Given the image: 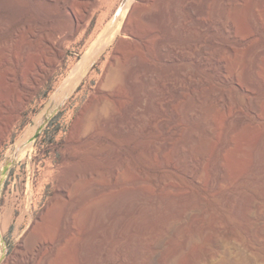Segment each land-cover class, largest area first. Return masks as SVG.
Returning a JSON list of instances; mask_svg holds the SVG:
<instances>
[{
	"label": "rangeland",
	"instance_id": "obj_1",
	"mask_svg": "<svg viewBox=\"0 0 264 264\" xmlns=\"http://www.w3.org/2000/svg\"><path fill=\"white\" fill-rule=\"evenodd\" d=\"M128 1L97 0L79 31L57 35L63 57L35 85L0 143V264H22L31 230L47 235L41 218L53 213L54 221L65 205L63 188L69 185L77 198L95 186L94 202L88 200L95 205L116 176H135L129 209L102 218L82 254L65 260L64 243L45 251L40 264H264V153L258 147L264 143V0H227L228 6L225 0H135L140 13L133 26L145 27L143 12L166 7L159 16L169 25L159 33L186 59L150 65L148 103L136 125L107 132L98 125L99 111L89 119L90 107L123 34L87 66L80 63L97 39L118 29ZM26 4L0 0V57L13 60L20 51L24 31L15 35L30 17ZM51 10L62 15L64 7ZM240 116L244 124L237 123ZM225 141L223 180L215 182L214 154Z\"/></svg>",
	"mask_w": 264,
	"mask_h": 264
},
{
	"label": "bare ground",
	"instance_id": "obj_2",
	"mask_svg": "<svg viewBox=\"0 0 264 264\" xmlns=\"http://www.w3.org/2000/svg\"><path fill=\"white\" fill-rule=\"evenodd\" d=\"M24 1L29 5L30 17L26 24L23 25L22 28L20 27L15 35V39H19L20 31H24L22 32L23 38L20 42V51L14 53L13 60H10V58L4 56L6 55L4 53L1 55V57H3H0V68H4L3 71H5V76L3 75L2 77L5 80V86L3 87L2 93L0 94V143L3 140L5 134L9 131L10 125L14 123L18 117V114L30 99L35 85L48 76L51 72H53L63 57L65 50L62 44L57 41V35L65 33L72 35L73 33L79 31L84 19L88 16L90 10L96 5L97 2V0H78L77 2H80L81 4L79 3L80 7H77L78 5L77 3L75 4V0ZM226 1L227 0H225V2ZM229 3L227 1L225 4L228 6ZM59 4H62L64 7L62 15H58L51 10V8H54ZM185 6L189 8L191 4L186 3ZM137 7L138 5L135 0H129L123 11L121 18L122 21L120 22L118 29L111 35V37H108L106 40L103 38L102 40L97 39V41L94 43L92 53L85 57L80 63L82 67L87 66L94 56L98 55L104 49L112 45L115 41V38L119 34H123V38L119 41L117 47L115 48L114 56L111 61V74L109 77L103 78L99 84V95L96 97L95 102H93L95 103L94 108L90 107V118L88 117L89 113H87V116H85L89 119H92V115L99 111L100 118L98 125L104 128L103 131L108 130L107 132H109L110 130H113L115 132V130H119L124 132L129 128V126L136 125L140 109L144 107L146 103H148L147 90L150 88L152 76H154L150 65L157 63L166 64L171 61L186 59V57L181 55L179 51L174 50V48H170L159 33L160 29L165 28L167 25V22H161L160 20V18L163 16H159L162 11H165L163 10V7L165 6H159L160 9H162V11L160 10V13L158 10H156V13H147L146 11L141 14V18L145 22V27L142 26L143 24L141 25L142 27L132 25L133 16L136 15V13H140L139 10L137 12ZM162 15H164V13ZM191 16L194 19H197L198 13L196 11H192ZM167 17L171 19V16ZM174 17H176V15ZM57 19L58 22H56ZM54 22L60 23V26L55 28L56 30L54 32L49 33L48 27ZM67 22H69V28L65 27ZM213 28L214 27L212 26V30ZM66 38L68 37L66 36ZM199 41L201 44V40ZM196 49L195 52H200L201 56L203 51L201 52ZM200 49L204 50L205 48L200 47ZM196 55L199 56V53H196ZM222 65L219 66L220 72L218 75L224 74L225 67ZM11 66H13V69ZM80 69L81 68L79 67V70L76 74L80 72ZM79 74H81V72ZM11 82H17L18 84L15 86ZM83 120L86 119H82V121ZM229 120L230 118H228V121ZM244 120L245 119L242 117L238 118L236 121L238 124H241L244 122ZM88 125L90 126V124ZM88 125L87 127H89ZM229 128H226L227 131L225 132L227 134L229 132ZM86 130L88 131L87 128ZM87 133L83 138H87ZM93 135H95V133ZM98 135L99 134L96 133V136ZM90 136H92V134ZM98 137L101 136L99 135ZM108 137L110 136L108 135L107 138ZM124 141V145H130L131 142H133V138H129ZM229 144L230 142L227 141L223 145H219L218 150L214 154V165L218 168V172L220 171V173L215 176V182H220L223 180V168L220 165L219 151L228 147ZM258 147L259 150H262V153H264V143L259 144ZM204 148L205 145L199 147V150L203 151ZM118 156L121 157L120 155ZM124 177L125 176H122L120 178L119 176H116L113 184H110L109 187L105 188V191L109 192L105 193L104 197L101 198L97 203L95 200V205H93L94 201L91 199L92 196H94L93 193L98 190V188L95 186L91 187V189L87 187L89 190H81V195L77 198H74L75 194H73L74 192L68 188L69 185L63 188L62 197L66 199L65 205L63 204L64 207H62L61 211H59V214L54 217V221H52L53 213L50 215L51 217L49 216L51 218V223H48V216L46 218L45 216L41 218L44 221V225L46 223L44 226L46 227V236H42L41 234L40 236V232H37L39 229L37 231L35 230L38 234L32 230L28 233L29 244L27 246L28 249L26 250V256L24 258L22 257L23 259H21L22 264H40L42 258L45 257L46 254L48 255V252L46 253L45 251L49 250L50 253L54 252L60 247L59 245H64V243H68V245H66L68 246V250H70L67 254L65 251L63 252L66 254V256L64 255L65 260L71 259L77 253L82 254L85 252V248H87L86 246L89 244L90 239H92L91 235L94 233L93 231L97 228L100 220L105 216H108L111 212L115 213V211L127 209L130 206L131 195L134 191L133 186L135 184V176H132V178L126 177L127 179ZM78 192L79 190L75 193L77 194ZM78 195L79 194H77V196ZM132 196L135 197L134 194ZM90 199L93 202L89 203L88 200L90 201ZM86 202L89 203V206ZM41 225L43 226V224ZM1 226L2 223L0 222V227ZM42 231L45 233V230ZM58 231L61 232L62 235L57 240L56 237ZM0 237V242H2V236ZM59 257L61 258V255ZM50 258L52 257L50 256ZM57 258L55 259L56 261L58 260Z\"/></svg>",
	"mask_w": 264,
	"mask_h": 264
}]
</instances>
